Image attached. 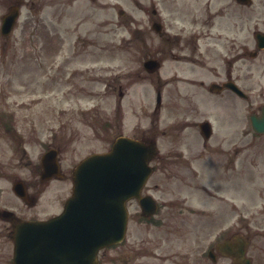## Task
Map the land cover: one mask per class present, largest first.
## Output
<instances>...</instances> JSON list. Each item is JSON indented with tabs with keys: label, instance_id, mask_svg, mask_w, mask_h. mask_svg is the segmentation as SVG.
<instances>
[{
	"label": "flooded vegetation",
	"instance_id": "flooded-vegetation-1",
	"mask_svg": "<svg viewBox=\"0 0 264 264\" xmlns=\"http://www.w3.org/2000/svg\"><path fill=\"white\" fill-rule=\"evenodd\" d=\"M53 1L60 19L68 17V20H72L73 16H88L83 9L89 12L94 10L96 13H91L92 18L97 13L103 16L109 8V0ZM162 1L167 10L171 31L166 33L164 30L162 13L156 9L158 4L151 11L149 30H154V24H160L162 32L158 34L154 31L156 34L149 32L147 35L145 32L148 28H142V23L137 28L139 50L135 59L138 66L130 79L121 75L120 120L115 138L121 136V114L123 118L125 116L122 100L129 94L130 86L127 85L132 80L149 79L156 96L160 94L161 98L168 97V104L175 107L186 106L187 109L185 113L173 114L177 119L167 125L168 131L164 133L168 135L170 144L165 147L166 152H162L165 155L160 156L158 153L153 159L152 184L143 190V195L156 197V214L146 215L138 201H131L130 222H136L133 232L137 235V242L128 248H125L127 244L123 242L119 246L101 250L98 253V264H238L234 259L223 256L228 242L232 244L238 234L235 218L238 120L232 111L234 107L236 109L238 98H243L249 112L250 131H247L246 136H251V142L262 138L261 151L256 153L257 146H249L247 159L255 167L257 160L261 158L264 170V134L255 133L252 125L253 118L264 122V81H252L254 66L260 69L264 79V46L260 47L264 45V0ZM135 4L139 10L143 9L140 0H136ZM106 24L108 21L104 22V25ZM177 25L186 26V30L175 32L174 26ZM145 37H149V43ZM58 42L61 44L62 40ZM142 43L144 49H141ZM72 52L66 55L62 49L55 50L57 57L62 58L58 65V78H68L75 82L71 94L87 96L92 90L94 77L100 73L98 68H76L69 76L66 70L77 58L93 56L95 51L85 49ZM95 53L100 56L99 51ZM103 53L102 51L101 55ZM149 62L153 65L147 68ZM167 68L171 70L168 75ZM234 83L244 91L245 98L240 97L237 91L231 88ZM127 102L132 106V101ZM213 105L221 106L229 113L213 115L212 123L217 127V134L211 125V136L206 139L200 126L207 120L201 111ZM157 111L155 109L149 115L152 125L158 116ZM194 111L198 113L194 114ZM81 116L82 119L60 120L62 123L58 129L49 131L50 139L46 152L53 150V154L47 172H44L41 155L40 161L31 163L28 160L25 163V167L31 170V179L35 181L31 192L24 180L19 179L16 182H23L25 185L31 208L37 205L38 199L34 196L38 192L43 193L51 185L62 192L70 190L72 193L73 172L77 165L94 153L107 152L114 143L115 138L110 139L100 120L89 118L91 115ZM13 117L12 115L11 118ZM75 121L84 122L89 129H78L76 123H70ZM157 128V124L152 128L150 126L142 133V139L147 142L156 140L159 136ZM141 129L140 124L135 127L136 131ZM21 138H24L23 135ZM183 141L186 142L184 145ZM25 142H18V146L19 151L24 154L23 158H28L23 145ZM192 142H198L199 145L191 144ZM199 183L208 186H204L202 190L198 186ZM192 192L194 197L196 193L205 203L208 201V208L189 206V199L182 197V194ZM223 192L230 195L228 204L222 195ZM166 193L170 195L167 200L164 199ZM68 197L69 194L67 197H60L58 210L44 217L26 216L25 212H22L25 210H20L23 205L18 204H21L19 201L23 204L29 203L20 198L14 207L0 208V214L2 211L14 210L20 220H46L61 212ZM191 216L206 219L204 222L208 223V228L210 223L219 221L216 236L212 235L210 241H206L203 232L205 226L199 222L196 226L189 225ZM222 217L223 222L229 218L228 227L223 228ZM6 223L9 224L6 227L7 232L13 234L11 224ZM190 233L199 234L198 241L192 243V253L188 241ZM226 234L229 236H225ZM205 241L212 245L208 248V253ZM223 242L224 247L221 245ZM222 259H227L228 262L222 263ZM0 264H13V257L0 258Z\"/></svg>",
	"mask_w": 264,
	"mask_h": 264
},
{
	"label": "rangeland",
	"instance_id": "rangeland-1",
	"mask_svg": "<svg viewBox=\"0 0 264 264\" xmlns=\"http://www.w3.org/2000/svg\"><path fill=\"white\" fill-rule=\"evenodd\" d=\"M21 1L0 0V114L14 115L15 121L12 123L6 121V123H11L14 129L18 131L17 133L15 130L9 132L5 128L9 124L0 120V208L14 206L12 200L14 181L18 179L28 180L29 188L35 182L31 179L30 169L25 167L28 158H23L24 154L18 150L17 143L21 141L18 135L25 136L23 139L26 141L24 147L29 160L34 163L38 161L44 151V142L49 138V131L58 129L62 123L60 120L76 118V113H84L87 109L100 119H110L108 129L110 138L118 133L121 75L123 78L130 79L133 70L138 66L135 59L139 50L137 28L142 22V27L146 23L150 25L151 11L157 4L156 9H165L162 0H140L144 7L143 11L138 10L134 3L135 0H120L121 9L125 12V15L120 17L119 9L116 7L119 1L109 0L108 12H104L103 16L97 13L92 18L91 13L96 12L83 9L89 14L88 16H73L72 20H68V17L60 19L53 0H23L26 5L22 7L15 30L9 37H3L1 18L11 6ZM162 13L163 21L166 23L167 11L164 10ZM106 21L108 24L104 25ZM166 28L172 27L166 25ZM179 28L181 26L176 27L175 31H181ZM149 31L153 35L152 29L145 33L148 35ZM51 39H54L55 43ZM60 39L62 40L61 44L60 42L56 43ZM145 39L149 43V37H145ZM57 49H62L66 55L72 51L77 52L85 49L99 51L100 56L94 52L93 56L77 58L75 62L69 64L66 70L69 76V73L76 68L82 70H85L86 67L98 68L100 73L94 77L91 83L92 90L87 96L82 98L80 95L71 94L75 82L68 80V78H58L60 74L58 65L62 58L57 57L54 52ZM141 49H144V43L141 44ZM102 51L104 52L103 55H101ZM95 71L98 72L96 69ZM169 71L170 69L167 68L166 72ZM103 78L105 79L102 80ZM253 79L255 83L264 80L257 66H254ZM107 80L111 82V86L107 85ZM149 87L153 88L148 81H145L144 83H136L130 88L132 106L128 109L129 120L126 127L121 129V134L132 133L133 127H137L139 123L147 125L143 115L144 113L149 115V113L144 110L149 111L154 107V102L150 104L146 94ZM169 101L170 99L166 97V102ZM242 106L245 107L244 103ZM133 107L138 112L135 116L130 114ZM142 107L145 109L142 110ZM215 107L218 106L215 105ZM193 113L196 114L197 111ZM169 114L170 112L165 108L160 115L162 119H167ZM216 114H221L219 109ZM236 114L235 118L238 120V111ZM240 115L242 122L238 130L248 126L247 114L240 110ZM205 116L208 117L209 113L206 112ZM70 123H76L78 129H89L81 121ZM159 126L161 125L159 124ZM159 129L165 131L168 128L161 126ZM193 131L196 132L195 129ZM167 139L168 142L165 139L161 140L164 142L162 152H166L165 147L169 145L170 139L168 137ZM237 140L238 150L245 152V148L251 145L249 138L240 137V133ZM185 143L183 141L182 145ZM191 144L199 145L198 142ZM162 152L160 156L165 155ZM242 162L243 166L247 163L245 153L239 154V164ZM245 171L249 170L243 168L238 170L239 173ZM252 171L255 170L252 169ZM255 177L258 178L259 175L251 172L239 176L236 181L238 230L251 238L250 253L255 264H264V190L256 193L252 183ZM198 186L204 190L203 187L208 185H200L199 183ZM56 190L50 189L46 192L36 207H25V215H48L57 211L59 203L57 195L59 193ZM192 194L193 192L190 194L183 193L182 197L192 200L194 197ZM195 195L197 200H201L196 193ZM225 195L230 198V195L226 193ZM168 198L170 195L166 193L164 199L167 200ZM226 203L228 204V200ZM194 205L196 204L190 206ZM196 206L206 207L205 200ZM178 220L180 221V219ZM205 220L191 216L189 225L196 226L198 222L200 225H204L203 232L206 241L209 242L212 235L216 236L217 232L215 231L218 229L219 221L210 223L208 228V223L205 224ZM223 221L224 218L222 217L221 224L223 228L227 227L228 217L225 222ZM133 225H135L134 221ZM6 227L7 224L0 220V258H8L11 254L12 239ZM198 235L197 233L189 234L190 253L194 250L192 243L198 241ZM206 241L207 245L208 242ZM136 242L137 235L131 230L130 239L125 248L133 246Z\"/></svg>",
	"mask_w": 264,
	"mask_h": 264
},
{
	"label": "water",
	"instance_id": "water-1",
	"mask_svg": "<svg viewBox=\"0 0 264 264\" xmlns=\"http://www.w3.org/2000/svg\"><path fill=\"white\" fill-rule=\"evenodd\" d=\"M17 17V7L3 17V35L10 34ZM255 128L262 130L257 122ZM155 153L154 143L122 137L110 152L89 157L74 173L73 196L62 215L47 222L13 221L15 263L53 264L60 251L71 250L61 244L71 243V264H92L99 249L121 242L127 230V202H143L140 193Z\"/></svg>",
	"mask_w": 264,
	"mask_h": 264
}]
</instances>
